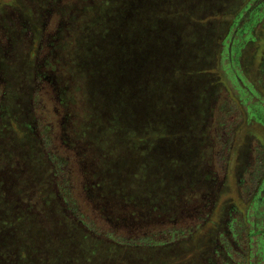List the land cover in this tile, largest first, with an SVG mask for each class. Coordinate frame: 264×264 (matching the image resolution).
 Listing matches in <instances>:
<instances>
[{"label": "trees", "instance_id": "1", "mask_svg": "<svg viewBox=\"0 0 264 264\" xmlns=\"http://www.w3.org/2000/svg\"><path fill=\"white\" fill-rule=\"evenodd\" d=\"M60 1L0 0V74L8 95L0 102V264H159L157 252L169 245L143 237L137 227L130 238L104 232L77 214L62 156L50 149V130L39 116V91L25 97L21 90V51L29 42L27 58L34 63L33 46L42 41L38 13ZM201 7L208 9V24L223 19L224 32L236 29L244 44L257 39L259 49L264 0H79L45 43L43 71L28 67V84L39 88L49 79L56 88L65 143L83 158L101 211L123 206L130 225L142 213L160 211L159 202L180 200L188 188V80H175L196 73L188 53L206 40L194 28ZM260 74L264 79V58ZM255 109L264 117L262 101ZM257 174L254 201L264 167ZM224 252L226 264H264L260 243L238 258Z\"/></svg>", "mask_w": 264, "mask_h": 264}, {"label": "rangeland", "instance_id": "2", "mask_svg": "<svg viewBox=\"0 0 264 264\" xmlns=\"http://www.w3.org/2000/svg\"><path fill=\"white\" fill-rule=\"evenodd\" d=\"M78 2L62 0L55 8L41 14L39 12L43 27L40 45L33 46L37 50L36 59L32 63L27 58L29 51L32 52L27 42L24 52L20 54L26 66L22 65V61L17 62L22 72L25 70L23 73L20 71L25 81L21 89L23 95L27 97L28 90L31 93L39 91L38 102L42 110L39 116L43 126L49 127L50 149L62 156L63 177L76 203L77 214L93 227L101 225L104 232L129 236L130 231L137 227L143 237L148 236L154 242L169 245V248L164 247L157 252L159 264H226V249L238 258L235 255L239 253L238 249L246 250L243 243L251 231L250 223L256 224L252 229L258 228L255 230L264 232V205L248 219L249 223H245L237 213V210L244 211L245 215L246 211L251 212L249 198L257 183V170L264 167V117L260 116L258 109L250 111V107L261 101L264 103V79L260 74L264 41L260 42L258 50L257 39L244 44L236 29L229 35L224 32L227 21L214 18L208 24V9L201 7L198 10L202 16L195 22L194 28L204 33L206 40L202 41L201 49H197L195 54L188 53V68L196 73H190L187 77L174 72L177 75L176 83L182 84L183 81L187 82L184 79L188 80L190 99L188 112L185 113L188 188L180 200L159 202L160 211L152 213L151 217L142 213L138 223L130 225L125 207L112 208L118 216L123 217L121 222H116L114 220L120 221L115 217L117 215L109 208L102 212L97 199L93 197L83 158L78 153L70 152L65 143V121L61 118L56 88L49 79H44L39 88L26 80L31 76L27 73L28 67L43 71L40 65L48 53L45 43L61 28L67 20L68 10L74 9ZM247 18L248 15L242 26ZM258 29L259 26L253 28V37ZM4 43L9 44L7 40L2 45ZM225 50H228V55ZM228 63L232 68H226ZM2 79L0 74V102L6 103L8 95L5 96ZM195 93L197 98L193 97ZM256 113L261 120L256 118ZM233 205L237 209H233ZM172 232L177 234L173 240ZM237 240L242 242L241 247L233 246Z\"/></svg>", "mask_w": 264, "mask_h": 264}, {"label": "flooded vegetation", "instance_id": "3", "mask_svg": "<svg viewBox=\"0 0 264 264\" xmlns=\"http://www.w3.org/2000/svg\"><path fill=\"white\" fill-rule=\"evenodd\" d=\"M257 179V178H256ZM257 184H258V181H257ZM259 185H260V181H259ZM257 188H258V185H257V187H255V189H254V194H252L251 196H250V198H249V202L252 204V206H251V209H250V213L248 212V211H246L245 213H246V215H249V216H252L253 214L254 215H256L257 214V210L259 209V208H261V206H263L264 205V186H263V188L261 189V191H260V198H258V200L257 201H254V197H255V193H256V191H257ZM242 205H243V200H242ZM233 207V209H237V207L235 206V205H233L232 206ZM237 213L239 214V215H241V218H243V220L245 219V214H244V211L243 212H241V211H239V210H237ZM253 226L254 227H256V224L254 225L253 224ZM255 229H258V228H254V230L253 231H249L248 233H247V235H246V242L245 243H243V246H245L246 248H249V246L250 245H257V244H259L260 243V246H261V248L263 249V253H264V232H262V233H258L259 231L258 230H255ZM256 233V234H255ZM254 235H256L257 237H253ZM242 242H239V240H237V241H235L234 243H233V246L234 247H241V244ZM223 249V248H222ZM236 249H238V248H236ZM238 251H239V253H243V251H240V249H238Z\"/></svg>", "mask_w": 264, "mask_h": 264}]
</instances>
